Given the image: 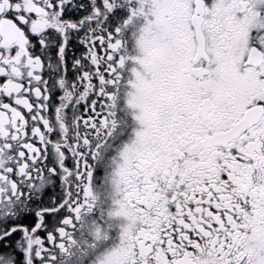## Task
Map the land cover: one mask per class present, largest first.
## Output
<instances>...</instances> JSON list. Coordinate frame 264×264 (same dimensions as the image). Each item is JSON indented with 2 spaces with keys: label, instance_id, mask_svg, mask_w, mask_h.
<instances>
[{
  "label": "snow or ice",
  "instance_id": "1",
  "mask_svg": "<svg viewBox=\"0 0 264 264\" xmlns=\"http://www.w3.org/2000/svg\"><path fill=\"white\" fill-rule=\"evenodd\" d=\"M0 264H264V0H0Z\"/></svg>",
  "mask_w": 264,
  "mask_h": 264
}]
</instances>
